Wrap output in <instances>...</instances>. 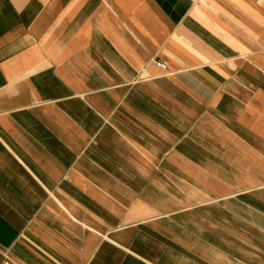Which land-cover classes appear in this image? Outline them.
Masks as SVG:
<instances>
[{"label": "crops", "instance_id": "1", "mask_svg": "<svg viewBox=\"0 0 264 264\" xmlns=\"http://www.w3.org/2000/svg\"><path fill=\"white\" fill-rule=\"evenodd\" d=\"M0 264H264V0H0Z\"/></svg>", "mask_w": 264, "mask_h": 264}, {"label": "built area", "instance_id": "2", "mask_svg": "<svg viewBox=\"0 0 264 264\" xmlns=\"http://www.w3.org/2000/svg\"><path fill=\"white\" fill-rule=\"evenodd\" d=\"M159 66H160L162 69L166 70L167 67H168V63H167L166 61H160V62H159Z\"/></svg>", "mask_w": 264, "mask_h": 264}]
</instances>
